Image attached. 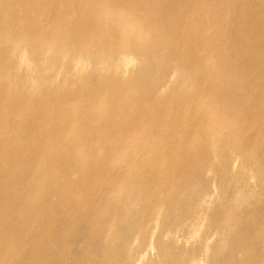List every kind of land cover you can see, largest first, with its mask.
I'll use <instances>...</instances> for the list:
<instances>
[{
	"label": "bare ground",
	"instance_id": "obj_1",
	"mask_svg": "<svg viewBox=\"0 0 264 264\" xmlns=\"http://www.w3.org/2000/svg\"><path fill=\"white\" fill-rule=\"evenodd\" d=\"M132 206L264 264V0H0V264H135Z\"/></svg>",
	"mask_w": 264,
	"mask_h": 264
},
{
	"label": "rangeland",
	"instance_id": "obj_2",
	"mask_svg": "<svg viewBox=\"0 0 264 264\" xmlns=\"http://www.w3.org/2000/svg\"><path fill=\"white\" fill-rule=\"evenodd\" d=\"M127 73H128V70H127L126 74ZM58 80L59 79H57L56 81H58ZM211 186H212L211 183H208L206 185V188L208 187L209 189H211ZM202 190H203V188L200 189V191H202ZM190 196H192V195H190ZM176 205L173 206V210H172L171 214L174 213V208L175 207L179 208V209L182 208L181 210H182L183 214L185 212H187L186 209H191V207H192L191 205L185 206V205H183L181 203H178ZM178 205H180V206H178ZM133 210H134V207L132 206L128 210L127 215L125 214V217L123 218V220L124 221L126 220L125 221L126 223H124V225L125 224L126 225L125 226L123 225L122 228L119 229L120 232L118 234H116L117 232H115V241L113 242L112 246H113L114 250L119 249L120 251H126L127 248L124 246V244H127L126 241H127L128 238H130L134 242L133 243L134 245H131L132 248H134L136 246V242L137 241H140V246L138 247L137 251H134V252H136V263L138 262L137 264H158L159 263L158 262L159 258L164 257L163 255H161L162 254L161 250L159 249L160 252H161V254H160V252L157 250V248L155 246V240L158 239V235L160 236V242L164 243L163 248H165V251L168 248V253L165 256V258L169 259V262L171 261L173 264H214L211 261V259H210L211 252L215 251L218 256H220V255L226 256L228 254V252L231 251V249L229 247L230 241H229V243L226 242L224 247H222V246L219 247L217 245V243H216V240H214L212 243H210L211 246L214 248L213 251L209 250V249H205V247H206L205 246V239H206L207 235H206V232H205V228H203L204 227V222H202L203 223L202 224L200 221H198V220H201V219L194 220L193 218L192 219L191 218L190 219L186 218L187 219L186 223H184L181 226L179 224L180 228L178 227V225H176L174 227V229L167 231L166 230L167 224L165 223V221L168 219V217H167V219L164 217L163 219H161V221H160L161 224H160V226H158V229L156 228V230L154 229L152 232L151 231L146 232L147 234L146 233H144V234L142 233L141 237H140V236H138V232L137 231H138L139 227L137 228V226H139V224L141 222V218ZM109 214H105V215L102 216V222L105 225V227L108 226L112 222L111 220H109V217H107ZM132 215H134V216L132 217ZM163 216H167L166 213H164L162 215V217ZM138 218H140V219H138ZM184 220H185V218H184ZM193 221H194V223H193ZM113 222H114V220H113ZM113 222H112V225H114ZM162 222H164V223H162ZM130 224H131V226H130ZM192 225L194 227H192ZM126 228L129 229V230H127ZM131 228H132V230H131ZM188 229H191V231L195 229L194 230L195 232L192 231L193 232L192 233ZM124 231L126 233L128 231H130V232L126 234V233H123ZM154 231H156V232L154 233ZM180 231L182 232V234H180L181 233ZM150 232H151V234H150ZM188 232H189V234H187ZM133 233H135V234H133ZM176 233H178L177 238H175V236L177 235ZM171 234H173V235H171ZM187 235H188V237H187ZM145 236H146V238H145ZM170 236H172V237H170ZM164 237L167 240H165ZM75 238H77L76 242H74ZM86 238H88L86 226L85 225H81L80 227L77 228L76 235L70 238V240L72 241V243H74V245H72V243L68 244V245H70V247H69L70 249H69L68 253L71 256H72L73 252L76 253V255H79L81 257L80 260H78L79 264H103V260L100 262V259H102L101 257H103L102 247L99 244H92L91 246L86 247V248L83 247L85 242H86ZM184 239H186V241ZM192 239H193V241H192ZM174 240L176 241L177 244L174 242ZM226 240H227V238H225V241ZM183 242H184V244H183ZM103 244H105V243H103ZM80 245H82V247ZM98 246L100 248H98ZM143 247L146 248V249H144ZM100 249H101V252H100ZM186 249H188V250H186ZM263 250H264V247H263ZM184 251H186V252H184ZM83 252H86V253H83ZM206 252H207V254H206ZM100 253H101V256H100ZM201 253H203V254H201ZM116 255H117L116 257L115 256H111V258L109 259L108 264L109 263L110 264H119V262H124L125 261V255H118V254H116ZM89 256H91V259H89ZM156 256H157V258H156ZM137 260H140V261H137ZM163 260L166 261V259H163Z\"/></svg>",
	"mask_w": 264,
	"mask_h": 264
}]
</instances>
